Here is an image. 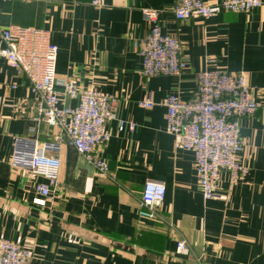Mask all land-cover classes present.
<instances>
[{
  "label": "crops",
  "instance_id": "1",
  "mask_svg": "<svg viewBox=\"0 0 264 264\" xmlns=\"http://www.w3.org/2000/svg\"><path fill=\"white\" fill-rule=\"evenodd\" d=\"M101 1L0 0L3 25L51 31L59 46L57 78L76 77L117 98L111 137L97 148L111 175L101 176L67 139L56 141L57 127L35 121L39 96L0 56V238L30 247L28 264H264V113L241 119L246 178L229 188L223 172L220 192L229 199H206L195 152L175 148L163 103L170 94L191 98L199 73L211 68L243 71L264 105V0L248 13L223 10L184 20L174 14L175 0ZM145 9L156 10L162 32L181 41L188 68L180 75L141 74L136 42L153 25ZM148 96L156 102L150 108L141 104ZM77 103L62 96V106ZM120 119L135 122V130L120 131ZM21 138L57 145L46 150L61 167L44 206L34 198L38 182L47 179L32 178L14 162ZM150 180L166 186L156 221L139 215ZM183 239L188 246L178 252Z\"/></svg>",
  "mask_w": 264,
  "mask_h": 264
},
{
  "label": "built area",
  "instance_id": "2",
  "mask_svg": "<svg viewBox=\"0 0 264 264\" xmlns=\"http://www.w3.org/2000/svg\"><path fill=\"white\" fill-rule=\"evenodd\" d=\"M101 0L92 4L101 5ZM262 5V0H175L174 14L184 20L190 17L209 18L225 10L251 12ZM153 25L149 33L136 42L143 57L141 74L180 75L188 68L181 41L162 32L157 11L145 9ZM59 46L48 29L5 26L0 20V56L23 73L32 92L39 96L35 121L57 127L56 141L67 139L91 162L101 176H110L108 161L97 153L111 137L109 122L115 118L117 98L105 91L84 87L76 77L59 79L56 65ZM78 101L76 106H62V96ZM167 107L166 127L174 136L177 149L193 150L196 156L200 188L206 199H229L220 192L223 172L229 176V188L244 180L249 167L242 161L245 142L240 134L241 119L256 111L264 113V105L254 96L243 71L230 72L206 68L199 73L197 88L189 99L170 94L163 100ZM145 107H153L152 96L141 100ZM120 131H134L136 123L119 120ZM35 127L30 128L34 132ZM55 143L39 146L36 139L21 138L16 144L14 162L29 169L32 178L44 177L38 182L34 203L44 206L58 185L61 160L46 150H56ZM166 196V186L159 181H147L139 202V215L150 221L159 218V209ZM186 240L178 242L177 251L187 248ZM32 250L16 241L0 238V264H28Z\"/></svg>",
  "mask_w": 264,
  "mask_h": 264
}]
</instances>
